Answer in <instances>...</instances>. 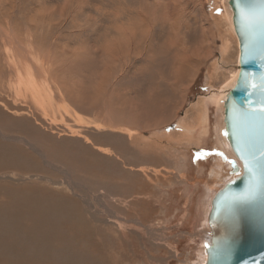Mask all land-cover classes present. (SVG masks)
Listing matches in <instances>:
<instances>
[{"label":"rangeland","instance_id":"obj_1","mask_svg":"<svg viewBox=\"0 0 264 264\" xmlns=\"http://www.w3.org/2000/svg\"><path fill=\"white\" fill-rule=\"evenodd\" d=\"M227 1L0 0V132L26 152L0 182L66 199L106 264H204L209 200L239 175L217 146Z\"/></svg>","mask_w":264,"mask_h":264},{"label":"water","instance_id":"obj_2","mask_svg":"<svg viewBox=\"0 0 264 264\" xmlns=\"http://www.w3.org/2000/svg\"><path fill=\"white\" fill-rule=\"evenodd\" d=\"M239 73L222 103L224 136L241 175L213 196L204 264H264V0H228ZM231 164V174L238 171Z\"/></svg>","mask_w":264,"mask_h":264},{"label":"bare ground","instance_id":"obj_3","mask_svg":"<svg viewBox=\"0 0 264 264\" xmlns=\"http://www.w3.org/2000/svg\"><path fill=\"white\" fill-rule=\"evenodd\" d=\"M223 16L224 19L227 20L230 31L236 39L232 24V13L229 8H225V13H223ZM236 43L238 44L237 39H236ZM238 58L239 55L237 52V56H236L237 70L235 71L232 77V81L230 80L231 83L230 85H228L229 90L233 88L236 79L238 77V73H239ZM31 88L35 89L34 86ZM227 93L228 92L223 94L222 96L223 101ZM41 99L42 98H40V100ZM151 100L152 103L156 102V99H151ZM204 105H205L204 101L202 103H199L200 107ZM149 106L151 107V105L148 103V107ZM148 107L145 103H143L140 109L142 111L144 109L145 110L144 113L146 115H150L152 113L151 112L152 110H150L152 109V107L149 109ZM207 117H208L207 114L204 112L203 115L201 116V120H199V125L201 129H203L201 133L203 134L207 133V129H206L208 124ZM107 124L110 125L109 127L113 128L112 127L113 125L111 123L107 122ZM223 130H224V126H223ZM17 133L18 132H16V135ZM223 134L224 132H222V135ZM5 138L6 137L3 136L2 133L0 132V176L7 174V171L9 169L21 170L26 166L24 163L25 161H23L22 159L25 156L26 152L20 150V147L18 149L17 146L13 148L12 146H8L4 141ZM217 146L220 148L222 147L221 150H224L225 159L230 158L235 160L236 162L235 164L238 165L239 167L236 175L238 174L241 175L242 168L239 161L234 156V154L232 153L229 147L224 148L222 141L218 137H217ZM33 151L35 152V150ZM223 175H224L223 172L220 171L219 169H215L213 171V176L215 179L217 178L219 179L223 177ZM22 179L24 180V178ZM45 180L47 179L45 178ZM2 182H0V264H104L105 263L104 259H106L105 257L106 250L104 248L107 245L101 244L102 246L101 247L95 244L96 241H94L95 243H93L94 233L93 232L91 233L88 229L83 230L79 226V223L82 221L81 218H79L78 220L73 219L70 212L66 209L67 206H65V204L68 203L66 199L53 198L44 192H40L39 186L38 188H34L32 186H15L9 184L10 182L7 181L3 183ZM216 192L213 194V196L216 194ZM213 196L212 197L210 196L211 197L209 200L210 202ZM96 239L100 241L99 238ZM83 243H86L85 244V246H87L86 248L81 246L83 245ZM205 260L206 257H204V261Z\"/></svg>","mask_w":264,"mask_h":264},{"label":"crops","instance_id":"obj_4","mask_svg":"<svg viewBox=\"0 0 264 264\" xmlns=\"http://www.w3.org/2000/svg\"><path fill=\"white\" fill-rule=\"evenodd\" d=\"M208 134L205 136V137H203L201 140H205V139H207L208 138ZM201 145V143L199 144V145H194V146H196V147H194V148H196V149H198V148H200V147H198V146H200ZM193 147V146H192ZM188 148H190V147H188ZM226 167V168H225ZM199 171H200V177H202V175H203V173L205 172V168H204V166L202 165V166H200L199 168ZM219 170L220 171H222V172H225L226 170H227V164H222L221 165V167L219 168ZM231 171V165H230V170H229V172Z\"/></svg>","mask_w":264,"mask_h":264},{"label":"snow or ice","instance_id":"obj_5","mask_svg":"<svg viewBox=\"0 0 264 264\" xmlns=\"http://www.w3.org/2000/svg\"><path fill=\"white\" fill-rule=\"evenodd\" d=\"M262 111H264V109H261Z\"/></svg>","mask_w":264,"mask_h":264}]
</instances>
